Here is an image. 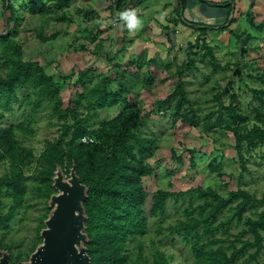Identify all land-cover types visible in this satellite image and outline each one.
Listing matches in <instances>:
<instances>
[{"label":"trees","instance_id":"trees-1","mask_svg":"<svg viewBox=\"0 0 264 264\" xmlns=\"http://www.w3.org/2000/svg\"><path fill=\"white\" fill-rule=\"evenodd\" d=\"M2 1L5 7L3 15L9 12L10 16L7 18V28L0 32V108L12 112V103L20 101L31 105V113L16 124L0 125V166L4 165L6 169L0 175V207L2 197L6 196L10 200L8 209L0 212V229H10L11 221L25 204L28 180H32L34 195L46 203L50 195L56 192L52 186L56 167H61L66 176L70 168L74 167L80 182L87 188V198L83 205L87 216L84 231L88 236L85 246L90 258L89 264H167L170 256L157 249L153 250V238L150 239L148 255H145L140 241L147 232L148 223L143 214L146 192L142 178L153 173L146 156L152 153L157 143L155 137L140 133L146 113L127 101L124 89L109 91L108 76L102 77L85 92L77 94L76 99L64 107L60 96L62 83L73 78L83 84L90 70L72 69L70 73H62L56 64V73L48 74L43 66L44 60L39 58L42 53L36 51V54L27 56L22 45L13 38L16 30L10 25L16 20L14 10L11 0ZM70 1L57 0L55 6L66 7ZM28 4L30 13L44 12L42 0H29ZM184 4L185 0H180L176 9L178 13ZM115 6H120V0L115 1ZM246 16L250 22L253 16L251 7ZM263 25L260 23L257 29ZM205 31L201 29L195 40L188 41L183 47L184 59L175 65L174 71L178 78L177 84L164 99L157 100L158 108L168 105L174 116L180 114L183 104L188 102L182 75L195 67V59L190 51L201 45L205 48L201 58L208 56L215 68H224L216 63L212 50L201 39ZM242 36L245 35H238L239 38ZM54 74L63 80L62 83L54 80ZM20 90H26L22 99L18 95ZM251 91L255 99L262 100L264 89ZM218 96L219 106L229 111L231 123L223 125L219 116L208 119L204 128L209 130L224 126L232 132L240 167L245 171L243 146L252 150L264 144V128L259 125L263 123L262 117L257 113V123L249 128L247 118L237 114L231 103L224 107ZM117 103L123 106L116 116L93 121L97 118V109L109 108ZM44 108L49 109V116L62 120V136L54 141H46L45 147L37 155L31 147L23 144L18 133L24 137H33L35 131L31 122L36 113ZM4 111L0 110V119L5 117ZM84 137L92 141L83 143L81 140ZM182 195H188L190 200L183 209L184 218L177 219L174 224L158 227L156 234L179 236L186 242L190 247V264L259 263V257L264 252V198L257 199L242 188L232 190L226 196L218 194L211 187H192L184 192L160 189L151 196L150 215H162L167 200ZM194 198L199 200L196 204L192 203ZM258 204H262L263 208L259 209ZM248 209L251 212L245 214ZM46 211L40 220L38 237L30 248L31 252L41 242L39 233L50 211L48 205ZM219 215L224 218L219 219ZM232 226L239 228L236 233L231 231ZM132 241L137 243L135 254L126 251V246ZM1 250L9 252L10 264L26 261L31 253L26 257L17 254L13 258L8 246L0 245Z\"/></svg>","mask_w":264,"mask_h":264},{"label":"rangeland","instance_id":"rangeland-1","mask_svg":"<svg viewBox=\"0 0 264 264\" xmlns=\"http://www.w3.org/2000/svg\"><path fill=\"white\" fill-rule=\"evenodd\" d=\"M17 1L23 2L14 0L15 3ZM0 4L2 32L7 28L5 20L10 13L3 15V1ZM67 9L69 13L64 23L55 22L53 16L26 15L22 20L13 21L16 30L13 38L22 45L27 56L36 54V51L42 53L39 58L44 60L43 66L48 74L56 73V64L62 73H70L72 69L90 70L83 84L73 78L62 83L63 80L54 74V80L62 83L60 96L64 107L76 99L77 94L85 92L102 77L108 76L109 91L124 89L127 101L146 113L140 133L155 137L157 143L152 153L146 156L153 173L142 178L146 192L143 214L148 223L147 232L140 241L145 255H148L150 239L153 238V250L157 249L170 256L167 264H190V247L186 242L179 236L156 234L158 227L174 224L177 219L184 218L183 209L190 203L189 196L169 198L164 213L156 217L150 215L151 196L160 189L184 192L192 187H211L222 196L242 188L257 199L264 198V144L252 150L243 146L246 170L242 171L232 132L224 126L209 130L204 128L208 119L219 116L223 125L231 123L229 111L219 106L218 94L224 107L231 103L237 114L247 118L249 128L257 123V113L263 121L259 125L264 128V95L261 102L253 97L251 91L264 89V52L257 57L247 44V53L241 57L240 43L233 33L221 29L204 33L201 39L212 50L216 63L224 68H215L208 56L201 58L205 50L201 45L190 51L195 59V67L182 75L188 102L183 104L180 114L174 116L168 105L158 108L157 100L164 99L177 84L175 65L183 61L182 51L186 43L195 40V29L180 31L177 37L167 40L164 37L166 35L161 36L159 25L150 21L139 24L134 30H128L123 24H119V28L103 24L101 28L102 23H96L90 10L89 0H78ZM14 15V19H17L15 12ZM248 26L253 27L250 22ZM243 30L248 32L246 27ZM239 63L240 70L235 72ZM25 93L26 90H20L19 99ZM122 106L117 103L109 108L97 109V118L93 121L113 118ZM12 108V112L0 108L5 112L0 125L16 124L31 113V105L20 101L13 102ZM31 123L34 136L29 138L18 133V137L37 155L45 147L46 141H54L62 136V120L49 116L47 108L40 109ZM5 171V166L1 165L0 175ZM31 185L32 180H28L25 204L11 221L10 229H0V245L8 246L13 258L17 254L26 257L31 252L30 248L38 237L40 220L47 213L48 202L37 198ZM198 201L194 198L192 203ZM9 205V198L2 197L0 212H5ZM258 208L262 209L263 205L258 204ZM250 212L248 209L245 214ZM222 218L224 216L219 215V219ZM238 229L231 227L233 233ZM136 247V241L129 242L126 251L135 254ZM252 264H264V252L259 257V263Z\"/></svg>","mask_w":264,"mask_h":264},{"label":"water","instance_id":"water-1","mask_svg":"<svg viewBox=\"0 0 264 264\" xmlns=\"http://www.w3.org/2000/svg\"><path fill=\"white\" fill-rule=\"evenodd\" d=\"M254 1L250 0V7ZM186 8L196 9L202 17L212 19L216 25L225 21V25L229 24L233 12L232 7L229 9L223 5H211L207 0H186ZM197 21L198 19H194V23ZM250 21L253 22V18ZM5 23L8 26L7 19ZM245 46L246 39L242 37L241 56L245 54ZM239 70L235 69V72ZM52 186L56 192L48 200L50 211L39 233L41 242L26 261L16 264H89L90 258L85 246L88 236L84 231L87 216L83 205L87 198V188L80 182L74 167L70 168L68 176L61 167H56ZM0 264H10L7 250L0 251Z\"/></svg>","mask_w":264,"mask_h":264},{"label":"crops","instance_id":"crops-1","mask_svg":"<svg viewBox=\"0 0 264 264\" xmlns=\"http://www.w3.org/2000/svg\"><path fill=\"white\" fill-rule=\"evenodd\" d=\"M2 0H0L1 2ZM57 0H42L45 5L44 12L41 14H32L29 12V0H23V2L17 3L14 0H11L12 8L15 14L18 16L15 22L22 20L23 17L27 16H39V17H51L54 18L55 22L64 23L66 21L65 14H68V6L72 3L78 2V0H71L68 6L63 8H56L55 3ZM116 0H89L90 2V10L92 14H94L95 21L97 24L101 22V28L106 26L111 27L115 26L119 28V24H123L119 20L118 12L125 8H132L134 3L138 1L134 5V9L136 10V15L139 20V24L148 23L149 21L158 24L159 32L161 36L166 35L164 37L167 40L173 39L175 36L177 37L180 31L184 32L186 29H192L189 26H186L182 19H186V15L188 13H194V10H189L186 8V1L184 7H181L180 12L178 13L177 6L179 5V0H120V6H115ZM211 2H227L232 1L231 5L233 7V21L231 24L221 30L223 32L233 33L234 35L244 34L248 37V46L251 48V52H253L257 57L264 52V26L258 28L257 26L260 23H264V0H255L254 4L251 6L253 27L248 26V20L246 13L250 8L249 3L250 0H209ZM1 5V4H0ZM117 7V8H116ZM55 10H51V9ZM197 12V11H196ZM197 14H199L197 12ZM161 16L163 17L161 19ZM64 17V18H63ZM48 20V19H47ZM13 23V22H12ZM11 23V24H12ZM234 24L237 26L234 27ZM247 25V26H246ZM250 25V24H249ZM14 24H12V27ZM246 27L247 31L243 30ZM250 27V28H249ZM123 28V27H122ZM233 28H237L236 30H232ZM218 28H213L207 30L205 33L215 32L213 30H220ZM97 31V29H96ZM195 38L199 35L198 29H195ZM56 34V33H55ZM54 34V35H55ZM53 35V36H54ZM57 36V35H56ZM112 37V36H111ZM109 37V39L111 38ZM111 40V39H110ZM174 43L172 42L171 45ZM183 53V51H182Z\"/></svg>","mask_w":264,"mask_h":264},{"label":"flooded vegetation","instance_id":"flooded-vegetation-1","mask_svg":"<svg viewBox=\"0 0 264 264\" xmlns=\"http://www.w3.org/2000/svg\"><path fill=\"white\" fill-rule=\"evenodd\" d=\"M186 1V0H185ZM198 1H201V0H198ZM209 2V4L211 5H223L225 6L226 8H229L231 9L232 5V1H227V2H211L209 0H207ZM179 3H180V0H179ZM189 10H194V9H189ZM232 10H233V7H232ZM186 15V19H182V21L185 23L186 26H189L190 28L192 29H198V31L200 32L201 29H205L206 31L207 30H210V29H213V28H222V29H225L227 28L231 22L233 21V12H232V15H231V20H230V23L225 25V22L223 24H219V25H216L214 24L213 20L212 19H207V18H204L202 17L200 14H197L196 12V9H195V12L193 13H188V14H185ZM194 19H198V21L196 23H194ZM251 22V21H250ZM264 26V25H263ZM200 29V30H199ZM205 31V32H206ZM200 34V33H199ZM239 35V34H238ZM238 35H234L235 37H237V39L239 40V43H240V39L242 37H244L246 39L245 36H242V37H238ZM247 44H248V39H246V48H247ZM239 51H240V47H239ZM247 53V50L245 51V54ZM245 54L243 56H245ZM241 56V55H240ZM241 56V57H243ZM239 68L237 69H240V63L239 65L237 66ZM236 69V68H235ZM234 69V70H235Z\"/></svg>","mask_w":264,"mask_h":264},{"label":"clouds","instance_id":"clouds-1","mask_svg":"<svg viewBox=\"0 0 264 264\" xmlns=\"http://www.w3.org/2000/svg\"><path fill=\"white\" fill-rule=\"evenodd\" d=\"M119 20L123 22L124 27L128 30H134L139 25V20L134 8H125L118 12ZM163 17L161 16V19Z\"/></svg>","mask_w":264,"mask_h":264},{"label":"built area","instance_id":"built-area-1","mask_svg":"<svg viewBox=\"0 0 264 264\" xmlns=\"http://www.w3.org/2000/svg\"><path fill=\"white\" fill-rule=\"evenodd\" d=\"M83 143H87V142H89V141H92L90 138H87V137H84V138H82V140H81Z\"/></svg>","mask_w":264,"mask_h":264}]
</instances>
